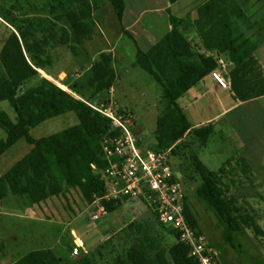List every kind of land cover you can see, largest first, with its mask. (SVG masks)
I'll list each match as a JSON object with an SVG mask.
<instances>
[{
	"label": "trees",
	"instance_id": "1",
	"mask_svg": "<svg viewBox=\"0 0 264 264\" xmlns=\"http://www.w3.org/2000/svg\"><path fill=\"white\" fill-rule=\"evenodd\" d=\"M46 1L50 11L55 13L54 18L65 23L60 27V33L51 27L48 33L37 35L32 26H21L12 21L15 31H11L0 50V101L6 100L15 112V121H12L5 111L0 110V128L5 132V137L0 138V155L21 138L31 146L0 175V197L7 193L23 195L32 204L41 205L47 199L74 188L87 204H91L105 192V183L101 179L105 160L100 143L109 133L110 124L86 102L109 98L116 77L114 61L111 52L105 50L90 63L85 82L91 91L86 97H74L46 77H39L35 84L20 89L25 81L38 75V70L45 71V65L51 59V48L56 43H79L92 32V13L96 7L93 1ZM106 1L121 21L125 0ZM8 13L6 10L1 17L7 20ZM168 22L170 29L147 49L139 47L132 35L125 31L134 44L133 65L148 73L159 85L162 104L172 105L178 112V118L168 112L158 117V126L166 131L156 138L151 149L172 145V156L184 155V151H188L192 169L200 179L196 194L214 209L219 222L226 225L228 239H231V232L246 229L259 240L264 231L257 211L264 204V192L255 187L259 181L254 178L252 167L242 153L227 156L217 169L211 170L186 140L178 139L185 129L203 144L210 135L212 128L209 124L189 128L177 99L215 70L218 64L212 56L193 50L179 29L180 18L168 12ZM193 23L203 47L225 54L233 64L253 52L260 42L247 33L252 25L236 0L204 2L195 9ZM67 111L76 114L78 122L75 125L39 138L29 134L30 128ZM137 143L140 146L138 137ZM124 200L127 199H102L104 212L117 209ZM185 214L190 225L201 233L188 203ZM125 227L131 233L129 243V232L122 227L98 243L96 253L80 249L79 255L73 254L78 256L65 260L50 247L36 248L10 264H100L101 256L97 251L106 246L111 254L117 245L116 251L119 252L103 264H197L174 232L166 229L175 240L164 246L159 244L157 236L141 234L135 238V232L142 230L139 223L130 221ZM73 246H68L71 253Z\"/></svg>",
	"mask_w": 264,
	"mask_h": 264
},
{
	"label": "rangeland",
	"instance_id": "2",
	"mask_svg": "<svg viewBox=\"0 0 264 264\" xmlns=\"http://www.w3.org/2000/svg\"><path fill=\"white\" fill-rule=\"evenodd\" d=\"M91 1L96 5L92 13L94 23L91 34L82 38L79 43H56L51 48V59L49 64L45 65V71L38 70V75L25 81L20 89L35 84L39 77H46L61 88L71 81L74 84L68 85V90L65 88L64 90L77 98L86 97V94L91 91L85 82L87 68L97 58L99 52L109 50L111 54L113 53L116 73L115 82L112 85L113 97L121 108L133 112L135 132L140 147L153 148L156 138L161 137V133L164 131L165 134L166 131L157 123L159 120L157 113L162 106L161 89L148 73L133 66V43L122 30L120 21L115 17L109 3L106 0ZM6 10H9V13L7 20H4L1 15ZM54 14L50 11L46 0H0V50L11 31H15L12 21L21 26H32L37 35L48 33L47 30L51 27L59 34L60 27L65 23L62 20H56ZM161 33L162 31H157L155 35ZM116 41L117 44H115ZM99 99L95 100L99 102L101 101ZM0 110L5 111L8 117L15 121V112L6 100L0 101ZM190 110L191 108L188 109ZM200 117L202 116L198 112L195 113L190 117L191 120H188L189 125L194 124L195 122L191 121ZM77 122L76 114L73 111H67L45 119L30 128L29 134L33 138H39L75 125ZM189 134L186 140L191 146L194 145L192 149L195 154L209 169H216L227 155L220 149L221 141L218 134L211 133L206 140V145L201 143L193 133ZM4 137L5 132L0 128V138ZM30 147L21 138L1 154L0 175ZM184 153V155L172 156L171 164L174 170L180 173L187 203L207 245L215 251L219 263L264 264V235L256 240L251 231L241 229L231 232V239H228L229 231L226 225L219 222L214 209L196 194L195 189L200 181L199 175L192 169L189 152L184 151ZM21 200L23 195L14 196L11 193L0 197V264H10L29 250L42 247L52 248L65 260L75 258L80 254L81 247L78 249V255L73 256L68 247L74 244L70 228L75 229L86 251L90 254L96 253L94 250L97 244L117 232L122 226L124 230H127L125 224L130 220L139 223L142 229L139 233L135 232V238L141 234L157 236L159 244L164 246L175 240L166 229L154 221L152 213L136 200L123 202L113 211L101 212L97 219H91L96 205L87 204L74 188L47 199L41 205L29 207L27 210L25 205L20 203ZM259 207L257 216L264 231V204ZM35 210L36 212L38 210L37 217L29 216V212ZM130 234L129 232L128 243ZM76 243H79L78 240ZM118 248L119 245L115 246L111 254L106 246L97 251L101 256L100 259H103H99L98 262L103 264L105 260H109L112 255L119 252L116 251Z\"/></svg>",
	"mask_w": 264,
	"mask_h": 264
},
{
	"label": "crops",
	"instance_id": "3",
	"mask_svg": "<svg viewBox=\"0 0 264 264\" xmlns=\"http://www.w3.org/2000/svg\"><path fill=\"white\" fill-rule=\"evenodd\" d=\"M206 1L208 0H176L174 2L168 0H125V9L120 24L122 30L128 31L139 47L147 49L170 29L168 12L182 20L179 27L181 33L195 52L214 58L218 64L215 71L226 81V87L219 86L211 75L207 74L177 99V105L187 124L195 113L198 112L202 116L191 121L195 123L189 128L209 124L212 128L211 133L218 134L221 141L220 149L224 150L227 154L226 157L235 152H241L251 165L254 178L259 181L255 187L264 192V0H236L245 10L250 25H252L247 33L254 39L260 40L256 49L237 64L231 63L225 54L207 49L202 45L193 19L195 9ZM157 31H162V33L155 35ZM129 39L131 40V38ZM132 52L134 54V49ZM70 84L74 83L68 82L63 86V89L68 90L67 87ZM189 108H191L190 111H188ZM166 112L178 118V112L174 106H164L163 104L157 117ZM188 135H190L188 129H185L178 139L186 140ZM201 143L203 142L201 141ZM126 201L133 200H124L123 202ZM20 203L25 205V210L36 205L32 204L25 196ZM37 212L36 210L31 211L29 216L35 218ZM70 232L72 242L80 244L81 249L86 251V247L75 229L70 228ZM76 240L79 243H76Z\"/></svg>",
	"mask_w": 264,
	"mask_h": 264
},
{
	"label": "built area",
	"instance_id": "4",
	"mask_svg": "<svg viewBox=\"0 0 264 264\" xmlns=\"http://www.w3.org/2000/svg\"><path fill=\"white\" fill-rule=\"evenodd\" d=\"M210 75L219 86L226 87V81L218 72L213 70ZM86 103L110 124L109 133L100 143L105 160L101 170L105 192L92 201L96 209L91 219H97L104 212L102 199L136 200L152 213L156 222L175 233L197 264H220L204 235L198 233L186 218V192L180 173L171 164L172 145L142 149L137 143L135 117L131 111L120 107L112 88L106 101ZM79 247L80 244H74L72 254H76Z\"/></svg>",
	"mask_w": 264,
	"mask_h": 264
},
{
	"label": "bare ground",
	"instance_id": "5",
	"mask_svg": "<svg viewBox=\"0 0 264 264\" xmlns=\"http://www.w3.org/2000/svg\"><path fill=\"white\" fill-rule=\"evenodd\" d=\"M42 72V71H41ZM79 242V241H78Z\"/></svg>",
	"mask_w": 264,
	"mask_h": 264
}]
</instances>
